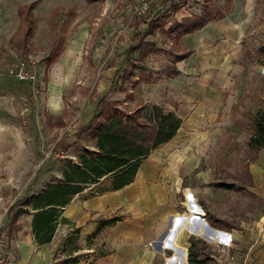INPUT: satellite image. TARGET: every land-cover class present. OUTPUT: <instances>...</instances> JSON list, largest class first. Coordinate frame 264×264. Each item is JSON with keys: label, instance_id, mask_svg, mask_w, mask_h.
<instances>
[{"label": "rangeland", "instance_id": "obj_1", "mask_svg": "<svg viewBox=\"0 0 264 264\" xmlns=\"http://www.w3.org/2000/svg\"><path fill=\"white\" fill-rule=\"evenodd\" d=\"M98 2L100 0H0V73L11 46L28 44L43 51L46 57L42 69H47L49 76L53 70L56 72L55 78L61 82L62 102L69 107L62 114L63 126L56 128L58 117L43 110L45 94L41 96L40 93L37 102L29 95L31 86L0 74V253L6 259L22 258L23 252L15 247V240L30 248L27 252L30 257L38 250L30 239L32 218L37 213L32 208L33 198L49 184L61 182L68 164L77 161L82 149H92L96 132L105 124L103 120H107L111 107L108 102L117 101L118 109L133 110L142 104L138 96L148 93L151 104H147L144 114L155 103L162 109L164 104H170L176 113L178 105H184L186 120L191 118L188 113L191 102L197 103L184 100V95L190 91L188 88L180 90V82L184 79L179 80V76L171 72V52L175 48L177 31H172L174 37L170 38L165 34L157 35L158 51L146 56L144 65L130 62V58H137L135 53L121 52L112 44L111 50L99 62L90 61L88 50L82 55V64L75 63L63 70L61 52L79 24L83 20L90 22L91 16L96 14ZM203 2L206 7L214 5L224 15L232 11L230 0H105L99 12L112 16L117 10L116 15L122 16L133 31L150 15L161 14L167 7L170 20H176L181 15L199 13ZM247 18L249 28L241 41L233 43L236 48L228 53L235 68L232 69L230 63L228 72L238 77V83L231 86L228 94L223 93V86L214 81L221 75L218 66L211 70L210 84L193 85L197 87V97L205 92L225 95L221 103L226 109V117L205 120L202 115L195 118L197 123L187 130L193 136L190 140L181 138L177 145L167 144L153 153L158 159L157 165H151L149 172L153 175L145 182L146 187L164 192V204L175 219L177 231L165 246L173 249L175 237L185 229L180 236L189 244L194 242L193 252L212 259L231 252L239 241L250 242L256 226L264 219V174L257 175L253 166L262 154L260 149L249 146V138L254 133L253 120L264 110V75L259 73L264 66V0H254L250 14L246 15V11L242 15L237 13L233 21L241 23ZM122 32L117 31L111 42L119 43L123 39ZM101 34L99 28L91 30L90 44L94 43L93 36L97 40ZM209 42L214 45L218 40ZM52 53L59 55L54 64H49L46 59ZM210 61L205 60V68H209L206 62ZM137 67L144 68L143 73H139ZM202 74L199 69L191 77ZM120 80H124L122 88L134 95L136 102H124L119 91ZM149 82L152 84H146ZM54 86L50 85L51 91ZM50 99L60 104L55 94L51 93ZM36 103L38 110L35 113L33 105ZM85 106L93 108V118L78 128L76 123L83 117ZM23 108L28 109L26 117L21 115ZM134 133L150 143L154 132L145 123ZM142 172L143 169L139 171V177ZM107 180L102 178L89 184L85 196H96L110 188ZM201 208L205 217H201ZM62 212L63 208H58V224L52 241L44 247L49 251L50 264H72L87 254L82 248L84 244L87 247L88 239L82 238V242L79 231L76 234L75 228L68 230V226H62L66 224ZM108 214L102 210L98 218L105 220L113 216V213ZM180 257L183 262L182 255ZM208 264L213 262L208 261Z\"/></svg>", "mask_w": 264, "mask_h": 264}, {"label": "crops", "instance_id": "obj_2", "mask_svg": "<svg viewBox=\"0 0 264 264\" xmlns=\"http://www.w3.org/2000/svg\"><path fill=\"white\" fill-rule=\"evenodd\" d=\"M103 1L105 0H100V2L97 3L99 4V8L101 4H103ZM109 1L110 0H108V2ZM230 1L232 4L231 13L223 15L222 18L213 22L209 21L199 30L181 34L180 38L174 41L175 48L171 52L173 60L170 62V65H172L171 72H173L174 75H178L179 80L180 78L184 79V81L180 82V90H186V88H188L187 90L190 91V93L184 95V100L186 98L187 101H197V103L191 102L192 108L188 110L189 116L191 115L190 120L184 119V117L187 116V112L184 111V105H178L176 113L175 109L170 104H167V106L164 104L163 109L156 103L152 104V106H158L163 113L173 112L181 119V124L174 137L153 150L141 161L133 181L129 184L116 190L110 187L92 197L85 196L86 188H84L81 192L75 194L70 203L63 208L62 217L64 219L63 222L66 224L63 223L62 226H68V230L70 228L78 229L82 242H84V239L86 241L88 236L98 230L95 238L91 240L88 239L87 247L84 244L82 249L87 253L84 258L81 260L78 259L72 264H165L169 256L176 254L179 255L177 264L186 263L183 258V262H181L180 257L185 249L186 252L188 251L190 245L187 239L180 236L182 235L181 233L186 230L181 229V231H179L173 241V249L170 246H165V243L167 245V242L173 240L177 231V226L169 221V218L173 217V213L170 211L169 207L164 204V192L157 188L146 187L147 184L145 182L153 175V172H149V170L152 169L151 165H157L158 159L153 153L167 144L177 145L180 142L177 140L181 138H186L187 141L190 140L193 136L191 133H187V130H190L192 125L197 123L195 118L201 117L202 115L205 117V120L226 117V109L222 108L221 103L225 95L222 96V93L208 94L205 92L202 96L197 97V87L194 86L210 84L212 81L210 78L211 70L218 66H220L221 75L219 79L216 78L214 81L223 86V88H221L223 93L228 94L232 88L231 86L238 83V77H233V74L228 72V67L231 63V55L228 53L233 48H236L233 43H237L238 40L241 41L246 33L249 28V18L238 23L239 20L233 21V17H236L237 13L242 15L244 11H246V15L250 14L254 0H246L245 3L243 0ZM202 7H205L204 2L198 11L201 10L202 12ZM99 8L96 9V14L91 16L90 22L83 20L79 24L77 31L71 37L65 49L61 52V54L63 53V57L61 58V61H63V64L61 62L63 70L66 71L75 63L82 64V55L85 51L88 52V50L91 54L89 58L92 63L99 62L104 54L111 50L112 44L114 48H118L121 52L129 51V48L134 46L139 40H135V36H137V34L143 36L142 34H145L151 21L165 20V25L156 27L152 34L144 35L142 38V41L152 43L154 45L153 49L158 51V45L156 43L158 34H165L169 38L170 36L174 37L172 31H177L178 33L179 29L172 28V23L176 22L181 24L183 19L190 18L193 15H201V12L188 13L185 16L181 15L180 18L176 20H170L169 9L167 7L161 14L150 15L141 23L140 27L138 26L137 29L135 28L133 32L131 31V26H129L126 21L124 22V18L122 16L120 17V15H116L118 13L117 10L112 16L111 14L106 16V13L99 12ZM98 28L102 33L101 37L96 40V37L93 36L92 39H94V43L90 44L88 40L90 31L94 29L98 30ZM119 30H123V39L119 43L111 42V37ZM195 38L197 39L193 43ZM212 39L218 40V43L211 45L209 41ZM154 50L151 52H144L142 55L140 54V50L129 52L130 54L135 53L137 56V58H130L129 61H136L133 63L144 65L143 59L152 54ZM179 50L189 52V54L186 58L177 61L176 57L181 53ZM79 53L80 56L78 57ZM224 54H226V56H224ZM207 59L209 61L211 60L210 62H206L209 68H205V60ZM54 63L55 61L53 64ZM237 67L238 69L240 68V66ZM137 69L139 70L138 72L141 73L140 67H137ZM199 69H202L203 74L199 77H191V75H194ZM232 69H235L234 65ZM55 77L56 72L54 70L50 76L49 73L44 70L41 76V89L35 90L31 88L29 95L33 96L32 99L35 98L38 100L37 102H39L40 93H42L41 96L45 94L42 100L43 110L45 109L50 115L58 117L56 122L58 123L59 120L62 121L63 119V111H66L69 107L62 102V97L59 93L61 82L57 81ZM122 83L125 84L124 80H120V86ZM51 84L55 85L52 91L50 90ZM146 84L152 83L149 82ZM182 85L185 87H182ZM198 89L200 90V88ZM119 91L123 94L124 102L132 103L137 101L136 97L131 93H129L130 96H126L120 88ZM51 93L59 97L60 104L50 99ZM138 98H140L142 104L136 105L133 110H128L127 112L131 113L137 108L144 107L142 117L143 119L147 118L146 120L152 124V106H150L148 113L144 114L147 104H151L149 103V94L140 95ZM111 102H116V107L118 106L117 101ZM111 102L108 103L111 104ZM99 103L103 102L100 101ZM33 106L36 108V113V110H38L37 103ZM92 109L91 106L83 107V117L78 120L76 127H83L86 122H89L90 119L93 118ZM118 110L125 111L123 108H119ZM107 117H109L108 114ZM103 121L105 122V120ZM55 125L56 128H61L57 127V124ZM91 147L92 149L90 151H95L94 144ZM253 166L257 175L264 174V157L262 156L259 162L255 163ZM141 169H143V172L139 177V171H141ZM104 178L108 179L107 181L111 184V175L104 176L103 179ZM102 210H106L109 214L113 213V216H108V219L104 218L105 220H100L98 216L99 212ZM118 215L120 217H118ZM160 224H163V226ZM30 239L35 242L36 248H38L31 257L27 253L30 248H27V246L23 247L22 243L15 240L17 248H20L21 253L23 252L22 258H8V260L15 261L18 264H50L51 259L49 251L44 248L48 243L38 244L33 235H31ZM178 246H181L180 251L178 250ZM208 261L213 262V264H264V219L256 226L254 234L250 238V242L239 241L237 245H235V249L233 248L231 252L227 254L224 253L218 259L209 258ZM208 261L206 264H208Z\"/></svg>", "mask_w": 264, "mask_h": 264}, {"label": "trees", "instance_id": "obj_3", "mask_svg": "<svg viewBox=\"0 0 264 264\" xmlns=\"http://www.w3.org/2000/svg\"><path fill=\"white\" fill-rule=\"evenodd\" d=\"M223 15V11L218 10L214 5L205 6L201 15H193L183 19L181 24L174 22L171 27L179 29L176 36L179 39L181 34L199 30L210 20L220 19ZM165 24V20L151 21L145 34L142 35H150L156 27H162ZM143 36L140 34L135 36V40H139L129 48V52L140 50L142 55L144 52L154 50L152 43L142 41ZM180 52L176 57L177 61L186 58L189 54V52ZM58 55L52 53L46 61L52 64ZM143 71L144 69L140 68V72L143 73ZM147 78L150 79V76ZM120 90L126 96H130L122 88V84ZM109 105L111 106L108 110L109 113H107L109 117L107 120L104 119L105 124L98 129L94 136L95 151L82 149L83 153L78 155L77 161L68 164L67 170L62 174V181L49 184L33 198L32 208L37 213L33 215L32 228L33 237L38 244L51 241L58 224V208H64L75 194L81 192L89 184L97 183L104 176L111 175V189L113 190L132 182L141 161L153 150L170 141L181 124V119L173 112L163 113L158 106L151 107V124L148 120L144 121L142 117L144 107L129 113L118 110L116 102H111ZM257 115L253 120L254 133L249 138V146L261 149L264 147V110L258 112ZM145 123L149 124L154 132L150 143L144 142L140 139L141 136L138 137L134 133L140 125H145ZM62 126V122L59 120L57 127ZM75 233H78V229ZM97 233L98 230L88 236L87 239L95 238ZM193 245L194 242H191L188 248V256L186 249L182 252V258L189 264H206L209 258L206 254L198 256L197 253H194Z\"/></svg>", "mask_w": 264, "mask_h": 264}, {"label": "built area", "instance_id": "obj_4", "mask_svg": "<svg viewBox=\"0 0 264 264\" xmlns=\"http://www.w3.org/2000/svg\"><path fill=\"white\" fill-rule=\"evenodd\" d=\"M201 12V10H199ZM171 45V43H169ZM7 61L5 62L3 71L0 73L9 78L23 82L31 86L32 89H41V76L43 74L42 64H44L46 53L31 47L28 44L20 46H11L7 53ZM47 60V59H46ZM259 73L264 75V66L260 68ZM26 99V98H24ZM26 104H24L25 106ZM21 115L28 116V109L23 108ZM261 154L264 157V147L261 148ZM201 217H205L204 210L201 208ZM17 247L16 241L14 242ZM0 264H18L15 261L6 259L0 253Z\"/></svg>", "mask_w": 264, "mask_h": 264}, {"label": "bare ground", "instance_id": "obj_5", "mask_svg": "<svg viewBox=\"0 0 264 264\" xmlns=\"http://www.w3.org/2000/svg\"><path fill=\"white\" fill-rule=\"evenodd\" d=\"M169 218V217H168ZM174 217L173 218H169V221L172 223L174 221ZM178 250L180 251L181 250V246H178ZM178 259H179V255L176 254V255H171L169 256L167 259H166V262L165 264H177L178 262Z\"/></svg>", "mask_w": 264, "mask_h": 264}]
</instances>
